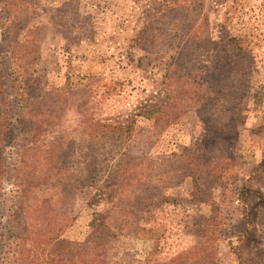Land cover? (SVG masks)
<instances>
[{"label":"rangeland","instance_id":"374dc122","mask_svg":"<svg viewBox=\"0 0 264 264\" xmlns=\"http://www.w3.org/2000/svg\"><path fill=\"white\" fill-rule=\"evenodd\" d=\"M179 1H1L0 47L15 54L12 102L18 114L30 107L26 122L12 118L14 129L0 138L6 163H16L12 179L0 167V233L17 211L9 200L16 189L31 225V205L62 202L51 165L63 170L61 163L71 159L68 172L76 173L86 121L132 122L121 155L161 162L196 149L209 158L227 153L234 164L228 162L221 179L202 171L173 174L163 188L150 184L158 193L142 189V207L129 215L87 182L67 206L60 239L82 243L103 223L115 235L103 239L107 264H264V0ZM187 35L231 42L247 56L245 77L224 78L223 88L212 91L208 51L202 70L182 83L194 99L170 102L165 78ZM59 143L61 150L51 153ZM212 212L220 225L208 241L198 231ZM137 218L142 230L136 231Z\"/></svg>","mask_w":264,"mask_h":264},{"label":"trees","instance_id":"16d2710c","mask_svg":"<svg viewBox=\"0 0 264 264\" xmlns=\"http://www.w3.org/2000/svg\"><path fill=\"white\" fill-rule=\"evenodd\" d=\"M185 1H179V4H185ZM174 3L177 4L178 0H174ZM5 6L3 3L2 9H5ZM202 39L195 40L187 35L186 39H183L177 56L170 64L165 78L166 88L164 91L166 99H170L172 103L186 98L188 101L194 99L192 98L194 93H189L182 83H185L186 76H188V81L192 82L190 76L202 70L203 67L199 62L203 60V54L208 51L211 52V59L207 77H210L209 84L212 91L218 92L223 88V85H220L224 83V78H244L246 75L247 56L233 50L231 42L209 44L208 40L205 39V42L204 38ZM197 43L200 44L197 45ZM1 51L0 138L6 139L14 129L12 118H17H14L17 125L20 121L25 123L30 104H27L19 114L18 110L16 111L17 106L12 102L11 91L13 88L10 81V63L11 59L15 58V54L14 51H7L4 46L0 47ZM4 52H7L8 55H4ZM182 75H184L183 79ZM39 91L41 92V90ZM52 92L42 94L52 96ZM27 101L23 100L22 102L27 103ZM84 128L85 151L81 161L77 162L79 168L76 173L68 172L72 164L71 159H64V162L61 163L63 170L55 166V160H53L55 163L51 165L55 167L51 174L58 180L61 203L43 199L39 204L31 205L28 210L33 213L35 218L34 225H31L29 221L31 216L27 211L22 212V207L19 206L23 196L22 192L16 189V196L9 198L17 211L6 217V225L0 233V264H107L102 257L103 244L105 243L103 239L115 235L103 223L94 224L90 234L82 243H71L68 240L60 239L70 219V209L67 206L74 195L87 185V182L91 183V187L102 198H105V201L113 199L115 209H120L123 214L129 215L132 214V211L142 207L140 201L142 189L146 188L149 193L151 191L158 193V185L150 184L160 185L164 180H170L173 174L179 177L181 174L186 176V174L201 173L202 171L209 177L221 179L225 175L227 176L230 171L228 162L234 164V159L227 153H224L225 155L219 153L215 158H209L196 149H184L177 158L165 159L161 162L138 161L120 153L122 145L131 135L132 122L129 124H101L88 120L85 122ZM61 146L62 143L53 145L51 153L54 148L61 150ZM2 152L4 151L1 149L0 155ZM118 153L121 155L120 157H118ZM15 165L16 163H6L4 156L1 155L0 167L3 175L11 174L9 178L12 179ZM165 185L166 183L160 187L163 188ZM212 213L214 218L205 219L204 226L198 231L199 236L208 241L210 238L212 239L215 230L220 225L218 214ZM133 224L134 230H142L138 218ZM147 233H155V229L147 230ZM29 247L32 248L29 249ZM41 258H44L42 263ZM209 264H212V259Z\"/></svg>","mask_w":264,"mask_h":264}]
</instances>
